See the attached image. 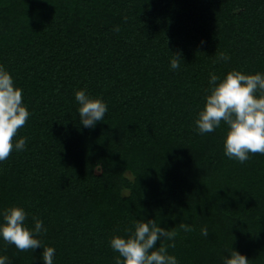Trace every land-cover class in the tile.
I'll return each instance as SVG.
<instances>
[{"label":"trees","instance_id":"16d2710c","mask_svg":"<svg viewBox=\"0 0 264 264\" xmlns=\"http://www.w3.org/2000/svg\"><path fill=\"white\" fill-rule=\"evenodd\" d=\"M0 64L31 113L13 137L26 148L0 162V208L43 220L54 264H115L110 237L149 218L177 232L179 264H223L232 247L264 264V154L230 159L223 121L194 124L211 73L264 72V0H0ZM80 88L107 102L94 127ZM41 253L0 239L13 264Z\"/></svg>","mask_w":264,"mask_h":264},{"label":"clouds","instance_id":"9594fccd","mask_svg":"<svg viewBox=\"0 0 264 264\" xmlns=\"http://www.w3.org/2000/svg\"><path fill=\"white\" fill-rule=\"evenodd\" d=\"M114 30L119 31V26H114ZM174 54L170 68L176 70L180 67V54ZM219 59L226 61L229 56L222 52ZM74 95L83 126L94 127L105 119L106 101L93 97L86 88L76 90ZM30 115L23 102V89L15 83L11 72L0 64V162L6 160L13 149L26 148L27 137L21 136L14 143L13 137ZM222 121L227 125L223 151L228 158L243 163L250 158V153L264 154V72L246 73L232 69L222 77L214 72L210 74L204 105L194 121L195 130L200 134L214 132ZM27 216L28 212L20 205L0 208V239L20 250L41 247L43 264H54L55 247L43 245L39 238L47 232V227L35 216L34 226L29 227L25 223ZM180 227L191 230V225L186 222H181ZM126 232L127 236L113 235L109 239L111 248L118 253L114 257L115 264H179L177 256L168 251L175 247L177 232L174 229L149 218L134 220L133 227ZM201 234L209 236L206 226L201 228ZM226 252L222 257L223 264H249L250 259L239 250L232 247ZM0 264H13V261L7 255H0Z\"/></svg>","mask_w":264,"mask_h":264}]
</instances>
